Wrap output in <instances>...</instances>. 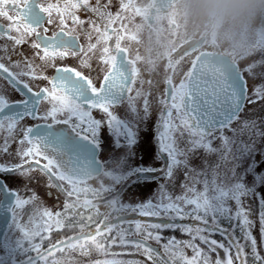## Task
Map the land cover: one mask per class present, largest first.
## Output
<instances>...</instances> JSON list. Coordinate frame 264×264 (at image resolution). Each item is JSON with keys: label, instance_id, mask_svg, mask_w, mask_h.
I'll use <instances>...</instances> for the list:
<instances>
[{"label": "snow or ice", "instance_id": "obj_1", "mask_svg": "<svg viewBox=\"0 0 264 264\" xmlns=\"http://www.w3.org/2000/svg\"><path fill=\"white\" fill-rule=\"evenodd\" d=\"M110 4L111 0L108 3H102L101 0H63V6L60 0H0V18L8 21L7 26L0 23V38L7 37L13 46H17L24 43L26 37L34 35L32 47L37 50L35 56L44 61L41 67L52 63L56 71V75L51 78V89L45 87L33 91L23 77L32 76L44 80L49 78L46 75L36 76L33 63L23 57L22 53L19 60L13 61L11 53L14 47L2 48L4 55L0 56V77L6 79L17 91H23L25 98L9 102L0 92V133L5 134L0 143V153H8L10 143L16 141L17 134H20L18 143L21 147L14 155L22 161L20 164H0V173L9 174L7 179L0 178V210L10 213L11 216L8 231L0 234V251L3 252L0 255V264H74L71 260L55 259L53 253L63 245L70 250L78 248L82 255H89L93 248L103 250L106 244L117 243L131 246L138 252L142 251L149 261L163 256L160 264H177L169 259L177 255L173 249L179 251V261L183 264H234L231 253V247L234 246L236 260L239 264H247V254L233 235L237 228L250 241L252 264H264V255L258 251L256 239L252 236L256 220L251 218L252 210L244 202L248 197L258 198L259 210L256 219L260 224V232L264 235V195L256 190V184L264 186V172H257L258 167L264 168V151L260 153L262 159L256 158L259 146L264 144V119H246L241 116L245 103H264V87L255 89L253 99L248 95L241 69L234 61L213 59L208 54L193 60L179 86L173 84L171 77L167 78V98L161 101L163 111L160 116L164 131L157 136L166 161L164 166L131 167L127 161L135 155L134 148L139 142L137 124L148 118L150 105L147 93L136 90V98L144 97L143 111L140 112L135 99L129 95L133 91L131 86L137 81L139 70L136 63L142 57L136 55L130 59L127 55L128 49L121 47L120 41L123 37L118 30L109 27L114 19L109 11ZM120 6L124 10L129 4L120 0ZM170 6L171 0H150L143 8L137 7L135 12L145 22H159L163 18L161 13ZM53 11L56 13L55 18ZM78 13L89 14L87 23L92 29H85L89 41L93 32L99 36L97 43L103 40L105 45L112 40L108 33L111 31L115 35L114 47L110 49L103 46L100 51L99 61L107 67L99 87L76 68L56 67L53 63L56 58L63 59L82 53L85 57L82 63L91 68L88 53L95 50L97 44L89 42L85 51L79 44L74 29L68 28L69 20L73 25L84 26L85 20ZM93 14L96 19H92ZM116 18H119V13ZM45 21L50 25H57L59 30L51 36L47 35ZM97 21L104 25L103 33ZM169 22L174 21L170 19ZM142 26L137 25V30ZM132 38L135 39V36ZM256 47L264 50V40L258 42ZM5 58L11 68H20L23 65L26 70H10L3 62ZM147 63L155 67L151 58ZM179 63L170 60L167 67L175 71V66ZM261 63L264 64V61ZM257 67L256 63H252L246 70L255 75ZM45 100L51 107L40 115L39 105ZM125 100L133 114L132 120L120 119L110 110ZM92 109L100 110L107 120L94 119L91 115ZM60 116L64 118L58 119ZM25 117L52 122L37 124L35 127H20V122ZM73 117L78 118L81 124L87 123L89 135H80L76 131V125L71 124ZM103 123L107 124L114 138L110 146L104 145L109 149L107 167L98 159L101 151L99 131ZM55 125L67 127L58 129ZM181 144L184 146L181 147ZM121 149H124L123 154L117 155ZM201 153L205 158L202 166L198 168L193 166L192 160ZM207 156H215L216 159L209 161ZM81 157L84 159L82 165ZM41 159L46 162L41 163ZM34 169L48 177L50 187L58 188L69 198L77 193L78 183L102 178L98 187H88L80 191L90 192L94 199L110 197L107 203L114 211L125 207L121 197L129 187L140 181L147 183L162 177L168 183L159 186L157 202L149 201L139 206L146 209L142 215L157 218L159 222L142 224L138 220L127 221L129 228L135 229L136 238L131 239L121 232L112 236L116 225L105 216L103 229L97 226L95 233L69 237L55 244L49 243L48 248L42 249L45 232H50L52 226L44 220L41 227L45 232H42L40 228L32 229L24 225L18 218L26 206L31 205L34 208L39 199L30 188L32 183L41 179V175L36 174ZM181 170L184 181L180 184V194L177 195L167 189L174 188L171 181ZM247 175H251L256 184L249 186ZM14 176L26 181L24 188L29 194L22 195L19 188L9 187ZM105 179L109 183L105 184ZM64 181L71 188H66L62 183ZM90 203L85 201V204ZM65 207L72 205L66 204ZM37 211L40 219L53 217V213L47 209ZM60 215L61 213H55L56 217ZM221 221H227L230 227H221ZM31 222L32 217H29V225ZM55 224L65 227L59 219L55 220ZM11 229L16 230L15 236ZM147 229H153L154 232ZM163 230H179L188 234L190 240L177 241L175 237H171L162 245L164 253H161L149 241H155L159 245L163 239L160 235ZM217 233L227 238L228 247L225 243L210 238ZM98 236L100 240H97ZM37 237L40 244L35 242ZM197 239L207 246L208 252L222 249L226 253V259L210 260L208 252L195 243ZM184 248L192 250L193 255L190 258L184 254ZM95 264L101 262L96 261ZM103 264H140V261L113 260L104 261Z\"/></svg>", "mask_w": 264, "mask_h": 264}, {"label": "flooded vegetation", "instance_id": "obj_2", "mask_svg": "<svg viewBox=\"0 0 264 264\" xmlns=\"http://www.w3.org/2000/svg\"><path fill=\"white\" fill-rule=\"evenodd\" d=\"M41 2H43V0H41ZM51 2H56V0H51ZM101 2L108 3V0H101ZM124 2L128 3L129 7L127 9L122 10L120 6V0H111L109 11L112 13L114 19L109 27L111 29L118 30L119 34L123 37L120 41L121 47L128 49L127 55L130 59L134 58L136 55L142 57V59L140 61H137L136 63V68L139 70L137 74V81L134 85L131 86L133 91L129 93V95L133 96V98L135 99L136 107L140 112L143 111L144 97L136 98V90H141L147 93V98L149 97V94H151V91L147 89V56L148 59L152 56L156 60L160 59V56L163 55V44L165 42L162 40L161 35L165 37L167 32H169L170 36H173V39H171V41H174L175 45L172 46L169 51H165V58H167V62H169L170 60L180 62L178 65L175 66L176 72L178 74V79L177 81H174L172 79L174 85L179 86L180 81L184 78V75L191 68L193 60L197 59L198 57L204 56V54H208L209 57H213V59L223 58L234 61L241 69L242 77L246 82L247 93L251 97L252 91L250 89V83L252 81H259L261 75H264L259 74L257 70L256 74L253 75L252 73H249L246 70L248 65L252 63H256L258 66L261 67L263 66L261 62L264 61V50L259 49L256 46L258 42L264 40V14L257 15L249 24L240 27H232L226 23L208 24L197 20L196 18L191 16L189 10L186 7V0H171V6L161 13L163 18L159 22H145L142 16L136 14L135 9L137 7L143 8L150 2V0H124ZM60 4L61 6H63V0H60ZM117 13H119V18H116ZM10 14L13 13L10 12ZM78 14L81 15L82 20H85L84 26L80 27L79 25H73L71 23V20H69L68 28L74 29L78 37V42L85 49V51H87L88 49L89 42L97 44V48L92 52L88 53V56L90 57V59H88V63L91 64V68H88L84 63H82V61L85 60V57L82 53H78L77 56L69 55L63 59L56 58L53 63L56 67L65 66L76 68L78 71H81L84 75L92 79L93 83L97 87H99L101 82L103 81V77L105 75V70L107 67L99 61L100 51L103 46H107L110 49L114 47L115 35L113 34V32L110 31L108 35L112 36V40L107 41V44L105 45L103 40H100V42L97 43L99 36L95 32H93L91 41H89L88 33L85 31V29H92V26L87 23L89 14ZM53 16L55 18V11H53ZM92 19H96L94 14L92 15ZM170 19L174 22L170 23ZM0 23L7 26L8 21L4 18H0ZM149 23L151 24V27H149ZM97 25L100 27L101 33H103L104 25L101 24L99 21H97ZM137 25L143 26L139 30H137ZM44 27L48 29L47 35L49 36L59 30V27L57 25H50L47 23V21H45ZM133 36H135V39L132 38ZM34 41V35L28 36L25 38L24 43L17 46H13L12 41L7 39V37L0 38V56L4 55L2 51V48L4 46L14 47V51L11 53L13 61L19 60L20 54L22 53L23 57L33 63V70L36 76L46 75L49 78L48 80H44L33 78L32 76H25L23 77L24 82L28 84V86L31 87L33 91H39L40 89L45 87L51 89V78L56 75L55 67L52 66V63L41 67V65L44 64V61H42L39 57L35 56V52L37 50L32 47V43ZM159 48L161 50V55L160 52H158ZM254 54L258 55L261 58H253ZM41 55H43L42 50ZM3 62L6 64V66L10 67L6 58ZM10 70L20 72L25 71L26 69H24L23 65H21L20 68L10 67ZM260 71L261 73H263L262 70ZM141 81H144L145 83L141 84ZM148 81L151 82V79H148ZM163 85V92L161 94H158L159 101L157 103L160 105V107L158 108L160 114L163 111V105L161 101L167 98V78L163 81ZM0 92H2L6 96L9 102L20 101L25 98L23 91H17L16 89H14L11 85L8 84V81L3 77H0ZM50 107L51 105L48 103V101H41L38 109L40 115H43L46 111L50 109ZM246 109L247 103H245L244 111ZM110 110L113 111V114L120 119H133V114L129 110L127 100H125L119 105H114ZM91 115L94 119L102 121L107 120L105 114L98 109H92ZM127 115H129L130 119L126 117ZM63 118V116L58 117V119ZM51 122V120L43 121L32 119L31 117H25L20 122L19 126L27 128L35 127L37 124ZM71 124L76 125V131L79 132L80 135H89V130L86 122L81 124L78 118L73 117ZM160 126L161 128H163L159 120V122L155 124L154 127V135L156 141L158 134L161 133L159 131ZM55 127L59 129L67 126L55 125ZM137 127L139 128V126ZM142 132L143 130L140 128L138 132L139 142L137 146H139L140 143L143 142V140L140 138ZM4 135V133H0V143H2ZM99 136L101 139V151L98 155V159L103 161L105 167H107L108 151L104 147V145L107 144L110 146L114 142V138L112 136V133L109 131L106 123L102 124V127L99 131ZM20 138L21 135L17 134L16 141L10 143L9 152L0 153V164H20L22 162L20 157L14 155L21 147V145H19L18 143V140ZM137 146L134 148V153ZM158 148L160 154L159 157H162L160 158L164 162L163 164H165V157L161 153V146L159 143ZM121 151L123 153L124 149H121ZM143 159L144 155H139L138 157L134 155L130 158V162L127 164L133 168L136 166H147V164L143 163ZM132 160H135L137 162ZM45 162L46 161H43L41 159V163ZM80 164H84V159L82 157L80 159ZM163 166L156 168H162ZM34 172L38 175H41V179L38 182H34L30 185L31 191L35 192L39 198L38 202L35 204L34 208L31 205L26 206L23 211L19 214L18 218L21 219V222L24 225L30 226L32 229L40 228L42 232H45V230L41 227L44 224V220H47L48 224L52 226L50 232H45V239L42 243V249L48 248L49 243L55 244L58 241L67 240L69 237L78 236L82 233L95 230L97 226L103 225L105 216H107V214H104L102 208L100 207V205L102 204L100 199H94L90 192L80 191V189H86L88 187H98L99 180L102 178L98 177L96 179H91L83 184L78 183L76 185L77 193L74 194L71 198H69L62 194L58 188L54 186L50 187L47 176L39 174L37 169H34ZM8 175L9 174L7 173H0V178L7 179ZM140 182H142V184L145 183L143 181ZM25 183L26 181L20 179L19 176H14L11 179L9 187L19 188L22 195H27L29 193L25 191ZM62 183L66 188H71V186L68 185L67 181H64ZM85 201H90L91 203L85 204ZM66 204L72 205V207L66 208ZM130 205H125L126 207L124 208H129L131 207ZM43 209H47L52 212L53 217L51 219H40L37 210ZM87 210L90 211L88 215ZM82 211H84V213L86 214V216L84 217L86 220L85 222L79 221V218L83 217L81 216ZM125 212L130 213L128 212V210H126ZM136 212L142 213L141 211ZM55 213H61V215L59 217H56ZM29 217H32L31 225H29ZM57 219L61 220L65 227L57 226L55 224V220ZM94 219L96 220L95 222ZM89 221L90 223H88ZM225 222L226 221H222L221 224L224 225ZM10 223V213L0 210V234H3L5 231H8L7 226ZM151 223L153 222L147 221V224ZM68 224H71L73 226L67 227ZM81 226H84L85 228ZM86 226L90 227L88 228ZM121 227V229L123 230V226ZM221 227L224 226L221 225ZM147 231L154 232L153 229H147ZM168 231L169 230L161 231L160 235L163 237V239L160 241L159 245H157L155 241H149L152 247L158 249L161 253H164L162 245L167 243V240L169 238L175 237L177 241L181 240L182 238V235L178 234V232L180 231L170 230L172 231H169L170 234L168 233ZM11 232L13 236L16 235L15 229H11ZM111 235L116 236L117 234ZM167 235H169V238L165 240ZM126 237L131 239L136 238L134 235H129ZM97 240H100L99 236L97 237ZM35 242L37 244L41 243L39 237L36 238ZM186 250L183 249V251ZM173 251H176L177 255L175 257H169V259L179 257V251L177 249H173ZM2 254L3 252L0 251V255ZM30 254L35 255V253ZM53 256L55 257V259L61 261L71 260L74 262V264H95L96 261H100L101 264H103L104 261L113 260H138L140 261V264H160L161 259H163V256H161L154 257L152 261H149L147 257L143 255L142 251L138 252L135 248L131 246H122L119 243L115 245L106 244L103 250H95L93 248L90 251L89 255H82L78 248L70 250L68 247L62 245L58 250L53 253Z\"/></svg>", "mask_w": 264, "mask_h": 264}, {"label": "rangeland", "instance_id": "obj_3", "mask_svg": "<svg viewBox=\"0 0 264 264\" xmlns=\"http://www.w3.org/2000/svg\"><path fill=\"white\" fill-rule=\"evenodd\" d=\"M154 36V35H152ZM161 38L164 42L163 44V55H161V50L159 48L158 52H160V59L156 60L153 58V56L151 57V59L155 62V67H152L151 65H149L147 63V89H149L151 91V94H149V97L147 98L148 101L150 102V107H149V116L147 118V120H144L143 122H140L137 124V126H139V129L141 128L143 130V132L141 133V139L143 140V142L140 143L139 146H137L136 150H135V155L138 157L139 155H144V159H143V163L147 164V166H152V167H160L163 166L164 162L162 161V157H159V148H158V142L155 139V131H154V127L155 124H157L160 120V112H159V107L160 105L157 104L158 103V94H161L163 92V81L168 78L171 77L174 81H177L178 79V74L176 72V67H175V71H172L171 69H169L167 67V58H165V51H169L170 48L172 46L175 45L174 41H171V39H173V36H170L169 32H167V34L165 35V37L163 35H161ZM154 49V48H153ZM152 49V50H153ZM155 50V49H154ZM263 55V53H262ZM164 56V57H163ZM253 58H261L258 55L254 54ZM264 58V57H263ZM147 60H148V56H147ZM178 69V68H177ZM259 74H261V71H263L264 73V64L263 66H258L257 69ZM148 79H151V82L149 83ZM250 89L252 91L251 93V97L254 99V91L256 88L258 87H264V75L260 77L259 81H252L250 83ZM156 109V110H155ZM158 109V111H157ZM242 118H246V119H255V120H260V119H264V103L262 102H257L256 104H249L247 103V109L241 114ZM126 117H129V115H127ZM141 124V125H140ZM160 132H163V128H161L160 126ZM243 139V138H242ZM184 145L181 144V147H183ZM107 151H109L107 149ZM264 151V144H261L259 146V151L256 153V158L262 159L260 153ZM107 154V152H106ZM122 151L120 150L117 155H122ZM205 157L203 156V154H198L196 158H194L192 160V164L193 166L196 167H201L202 166V160ZM209 161H212L214 159H216L215 156H207L206 157ZM142 160V159H141ZM135 161V160H132ZM139 161V160H138ZM130 162V159H128L127 163ZM137 162V161H135ZM163 164V165H162ZM257 172H264V168H257ZM246 180L249 184V186H252L253 184H256V182L254 181V178L251 175H247L246 176ZM184 181V174L183 171H179L176 173L175 178L171 181V183L174 185V188H168L167 190L169 192H173L175 194H180V184ZM105 183H109V181L107 179L104 180ZM141 183V184H140ZM138 184H134L131 187H129L123 194V196L121 197V200L123 202L124 205H130L131 207L129 208H123L122 210H128V212H136V211H146V209L140 208V205H144L147 204L149 201H151L152 203H156L159 196V186L161 184H166L168 183V181H166L163 178H160L158 180H153L147 183H143L140 182ZM256 190L258 193H260L261 195H264V186H261L259 184H256ZM110 199V197L108 196H104L102 199H100L101 201V205L100 207L103 210L104 214H107V217L109 220L113 219L114 217L119 216L120 214H124L126 212H119L118 214H115L114 210L112 208H110V206L108 205L107 201ZM245 204L250 206L253 216L251 217L252 219L256 220L255 226L252 229V236L255 237L256 242H257V247L260 246V239H264V235H262L260 232V224L258 219H256L257 215H258V210H259V204H258V198L257 197H248L245 199ZM126 207V206H125ZM133 209H136L135 211H133ZM101 219V218H100ZM142 224H146L147 221L144 220H139ZM152 222V221H150ZM189 221H185V223H188ZM156 223V222H153ZM114 225H116V227L113 229V233L114 231L117 232H121L123 233L125 236H135V229H130L128 226V223L126 220L124 221H120L118 223H113ZM123 226V230L121 229ZM226 228V227H225ZM130 230V231H129ZM170 231V230H169ZM168 231V233H169ZM179 231V230H178ZM172 232V231H170ZM170 234V233H169ZM179 235H182L181 240L183 241H189L190 240V236L184 232H178ZM234 237L236 240H238L240 242V245L243 246L244 248V253L246 254V247H245V242L244 240H240L238 239L235 234L233 233ZM169 238V235H167V237L165 238V240H167ZM211 239H216L218 242H223L225 243V246L228 247V241L227 238L225 236H221L220 234L217 233L211 235L210 237ZM179 240V241H181ZM195 243L199 244L201 248H204L205 252H208L207 246L204 245L199 239H197L195 241ZM188 249V248H184ZM258 250H260V248L258 247ZM185 255L187 257H191L193 255V253L191 252V249H188L186 251H184ZM235 252H236V248L233 246L231 247V253L233 255V261L234 264H239V261L236 260L235 258ZM208 256L210 258V260L215 261L217 258L224 260L226 259V253L222 250V249H217L215 252H208ZM177 259H179V257H176Z\"/></svg>", "mask_w": 264, "mask_h": 264}, {"label": "clouds", "instance_id": "obj_4", "mask_svg": "<svg viewBox=\"0 0 264 264\" xmlns=\"http://www.w3.org/2000/svg\"><path fill=\"white\" fill-rule=\"evenodd\" d=\"M186 7L197 20L232 27L247 25L264 14V0H186Z\"/></svg>", "mask_w": 264, "mask_h": 264}, {"label": "trees", "instance_id": "obj_5", "mask_svg": "<svg viewBox=\"0 0 264 264\" xmlns=\"http://www.w3.org/2000/svg\"><path fill=\"white\" fill-rule=\"evenodd\" d=\"M126 210H120V211H115L114 213L115 214H118L119 212H125ZM89 210H87V215L89 214ZM81 216H83V217H80L79 219V221H81V222H85L86 220H85V216H86V214L84 213V211H82V214H81ZM88 219H89V217H88ZM96 220L94 219V222H95ZM88 223H90V221L88 222ZM221 223H222V221H221ZM87 225H89V224H87ZM222 226H224V227H226V228H229L230 227V225H229V223L226 221L225 223H224V225L223 224H221ZM81 227H83V228H85L84 226H81ZM86 227H90V226H86ZM82 228V229H83ZM258 233H261V232H258ZM112 234H116V231H114V233L112 232ZM234 234H235V236L238 238V239H240V240H244V242H245V249H246V254H247V257H248V261H247V264H252V259H251V245H250V241H247L245 238H244V235H243V233L237 228V230L234 232ZM217 235V234H216ZM261 241H260V246H258L259 248H260V250H258V251H260V253H261V255H264V239H260ZM258 247H257V249H258ZM186 250V249H185ZM172 260H174V261H176L177 262V264H183V262L182 261H179V259H177V258H173Z\"/></svg>", "mask_w": 264, "mask_h": 264}, {"label": "water", "instance_id": "obj_6", "mask_svg": "<svg viewBox=\"0 0 264 264\" xmlns=\"http://www.w3.org/2000/svg\"><path fill=\"white\" fill-rule=\"evenodd\" d=\"M121 217H123L124 219L121 220L120 219ZM124 220H144V221L159 222L157 218L150 217V216H144V215H142V213H138V212H130V213L120 214L119 216L114 217L113 219H111L109 221L113 224V223H118V222L124 221ZM100 227H101V229H103V225ZM90 232L95 233V230L88 231V232H85L82 234L86 235L87 233H90Z\"/></svg>", "mask_w": 264, "mask_h": 264}]
</instances>
